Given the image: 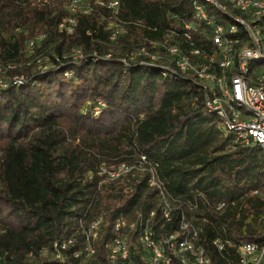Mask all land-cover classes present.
<instances>
[{
	"label": "trees",
	"instance_id": "trees-1",
	"mask_svg": "<svg viewBox=\"0 0 264 264\" xmlns=\"http://www.w3.org/2000/svg\"><path fill=\"white\" fill-rule=\"evenodd\" d=\"M94 1L67 34L58 28L67 0H0V78L11 84L0 89V264H57L39 250L99 216L102 260L117 217L160 205L159 190L147 185L151 174L173 199L174 222L184 213L200 226L198 244L211 263L234 262L240 242L264 243L261 149L217 129L187 76L164 77L138 56L129 59L167 36L186 47L185 24L197 47L208 42L209 29L193 19L194 0H117L116 12L106 6L114 0ZM13 77L22 83L13 86ZM141 156L144 168L118 180L97 174L104 163Z\"/></svg>",
	"mask_w": 264,
	"mask_h": 264
},
{
	"label": "built area",
	"instance_id": "built-area-1",
	"mask_svg": "<svg viewBox=\"0 0 264 264\" xmlns=\"http://www.w3.org/2000/svg\"><path fill=\"white\" fill-rule=\"evenodd\" d=\"M94 4L105 5L99 0ZM106 6L116 12L118 1H110ZM207 7L213 11L211 16ZM65 10L68 15L58 28L71 34L75 17L89 14L91 8L87 0H67ZM192 11L196 24L209 29L208 42L202 41L197 47L191 42L193 25L185 24L181 37L186 47L167 36L160 42L144 43L136 53H130L129 59L138 56L141 64L158 67L164 77L175 72L187 76L198 87L206 112L217 120V129L232 134L240 145L259 147L264 155V0H194ZM219 15L223 19L217 18ZM43 37L29 41V53ZM80 57L81 50L75 49L72 58ZM36 61L38 69L47 68V64ZM11 83L17 86L22 79L13 77ZM9 85L0 78V89ZM145 162L141 156L132 163L112 167L102 164L97 174L103 177V182H112L141 169ZM147 185L159 190L160 205L136 206L130 216L117 217L104 245L102 260L96 247L103 226L101 216L88 223L80 220L76 232L51 241L39 250L38 256L57 264H212L198 244L200 226L194 225L192 217L184 213L174 222L173 199L166 197L154 174ZM223 207L224 203H219L216 209ZM213 244L222 249L220 241ZM227 264H264V243L240 242L234 262Z\"/></svg>",
	"mask_w": 264,
	"mask_h": 264
},
{
	"label": "rangeland",
	"instance_id": "rangeland-1",
	"mask_svg": "<svg viewBox=\"0 0 264 264\" xmlns=\"http://www.w3.org/2000/svg\"><path fill=\"white\" fill-rule=\"evenodd\" d=\"M221 15H219V17H217V18H221V19H223V17H220ZM131 17V16H130ZM129 19H131V20H133V21H136V18L135 17H131V18H129ZM5 142H6V140H5V138H3V139H0V147L1 148H3L4 147V145H5ZM103 163V162H102ZM100 165V164H99ZM104 165L106 166V167H112V166H114V165H116V164H112V165H107V164H105L104 163ZM1 209V208H0ZM4 218V216H2V219ZM8 221H10V220H8ZM11 222V221H10Z\"/></svg>",
	"mask_w": 264,
	"mask_h": 264
}]
</instances>
